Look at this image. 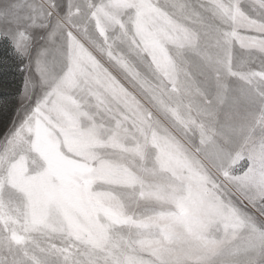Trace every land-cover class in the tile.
I'll return each instance as SVG.
<instances>
[{
    "label": "snow or ice",
    "instance_id": "6c2138e0",
    "mask_svg": "<svg viewBox=\"0 0 264 264\" xmlns=\"http://www.w3.org/2000/svg\"><path fill=\"white\" fill-rule=\"evenodd\" d=\"M0 43V264H264V0H0Z\"/></svg>",
    "mask_w": 264,
    "mask_h": 264
},
{
    "label": "rangeland",
    "instance_id": "374dc122",
    "mask_svg": "<svg viewBox=\"0 0 264 264\" xmlns=\"http://www.w3.org/2000/svg\"><path fill=\"white\" fill-rule=\"evenodd\" d=\"M9 52L8 46L0 43V133L14 117L19 104L18 92L22 86V74Z\"/></svg>",
    "mask_w": 264,
    "mask_h": 264
}]
</instances>
